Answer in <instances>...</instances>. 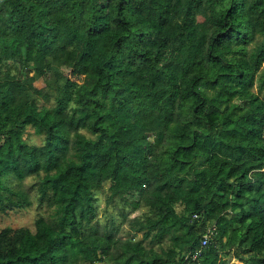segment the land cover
<instances>
[{
    "label": "trees",
    "instance_id": "obj_1",
    "mask_svg": "<svg viewBox=\"0 0 264 264\" xmlns=\"http://www.w3.org/2000/svg\"><path fill=\"white\" fill-rule=\"evenodd\" d=\"M31 174L0 264H264V0H0L1 211Z\"/></svg>",
    "mask_w": 264,
    "mask_h": 264
},
{
    "label": "rangeland",
    "instance_id": "obj_2",
    "mask_svg": "<svg viewBox=\"0 0 264 264\" xmlns=\"http://www.w3.org/2000/svg\"><path fill=\"white\" fill-rule=\"evenodd\" d=\"M35 85H37L40 88L46 87V84L43 78L38 79L35 82ZM45 100L46 98H42V100L40 99V102L45 101ZM25 138H27L28 141L34 142V143H41L43 141L42 136L37 135L31 126H28L25 132ZM24 181H26L27 184L29 186H32L33 188L32 197H33L34 202L31 206L27 208L9 210L6 212L0 210V230L6 226H12V227L28 226V227L34 228V220L37 217V214L39 212H42L44 214L47 213L46 205L45 204L41 205L35 196V194L37 193L36 184H35V182L37 181V176L34 174L28 175L24 177ZM120 204L122 203L119 200V205ZM123 204L126 206L127 210L131 207V205L128 203H123ZM178 208L180 209L181 206H178ZM146 210H147L146 206H141L136 211L132 212L130 216L141 215ZM110 215H115L118 222H120V220L122 219V216L119 214V210L115 206L107 205L105 202V195L100 194L99 195L98 218L100 220H104ZM125 228H127V226H125ZM138 236H141V233H139ZM162 240H163L162 241L163 245H167L169 242V238H164ZM159 245L160 244H154L155 248L157 249H160ZM240 262L241 261H239L238 259L232 257L229 264H240ZM242 264L244 263L242 262Z\"/></svg>",
    "mask_w": 264,
    "mask_h": 264
},
{
    "label": "built area",
    "instance_id": "obj_3",
    "mask_svg": "<svg viewBox=\"0 0 264 264\" xmlns=\"http://www.w3.org/2000/svg\"><path fill=\"white\" fill-rule=\"evenodd\" d=\"M197 216V215H196ZM215 230H216V224H212V225H209L203 235V238H202V246L204 245H207L209 240L212 238L213 234L215 233ZM201 252V248L198 249L195 253H194V257H198L199 254ZM188 264H192V262H189Z\"/></svg>",
    "mask_w": 264,
    "mask_h": 264
},
{
    "label": "clouds",
    "instance_id": "obj_4",
    "mask_svg": "<svg viewBox=\"0 0 264 264\" xmlns=\"http://www.w3.org/2000/svg\"><path fill=\"white\" fill-rule=\"evenodd\" d=\"M24 136H25V134H24Z\"/></svg>",
    "mask_w": 264,
    "mask_h": 264
}]
</instances>
